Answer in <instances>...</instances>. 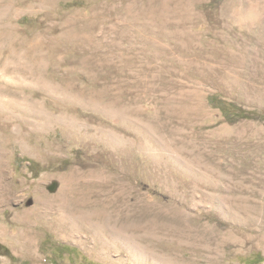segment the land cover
<instances>
[{"label": "rangeland", "instance_id": "obj_1", "mask_svg": "<svg viewBox=\"0 0 264 264\" xmlns=\"http://www.w3.org/2000/svg\"><path fill=\"white\" fill-rule=\"evenodd\" d=\"M210 96L264 114V0H0V264L264 258V120Z\"/></svg>", "mask_w": 264, "mask_h": 264}, {"label": "trees", "instance_id": "obj_2", "mask_svg": "<svg viewBox=\"0 0 264 264\" xmlns=\"http://www.w3.org/2000/svg\"><path fill=\"white\" fill-rule=\"evenodd\" d=\"M208 103L209 105L214 106V108L220 109L223 112L226 120L229 122H235L243 119H256L260 121L264 120V114L253 111L242 110L230 103L222 101L216 96L208 97ZM225 109H228L229 111H226ZM63 249H64L63 254L70 253V251L74 252V249L68 247H63ZM0 255H5L11 258L12 261H15L14 258L11 256V253L8 250V248L3 246L1 243H0ZM229 264H234V263L230 262ZM238 264H264V258L259 253H252L249 254L248 256L240 257Z\"/></svg>", "mask_w": 264, "mask_h": 264}, {"label": "bare ground", "instance_id": "obj_3", "mask_svg": "<svg viewBox=\"0 0 264 264\" xmlns=\"http://www.w3.org/2000/svg\"><path fill=\"white\" fill-rule=\"evenodd\" d=\"M26 215V214H25ZM31 216V215H30ZM25 219V218H24ZM36 219V218H35ZM25 221V220H24ZM35 221V220H34ZM24 234H26V233H24Z\"/></svg>", "mask_w": 264, "mask_h": 264}]
</instances>
